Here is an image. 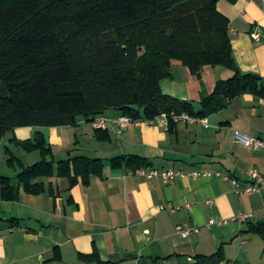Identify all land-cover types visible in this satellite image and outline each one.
Listing matches in <instances>:
<instances>
[{
  "label": "crops",
  "instance_id": "obj_1",
  "mask_svg": "<svg viewBox=\"0 0 264 264\" xmlns=\"http://www.w3.org/2000/svg\"><path fill=\"white\" fill-rule=\"evenodd\" d=\"M217 9L229 19L240 71L264 78V3L219 0ZM232 74L223 66H205L192 74L175 62L160 88L190 101L197 111L216 81ZM119 115L109 109L94 118H107L106 128L79 116L75 125H21L5 134L0 167L12 172L0 175L13 183L20 167L8 165L11 154L24 167L41 160L37 150L27 151L13 140H33L36 132L44 135L54 164L86 156L101 159L103 168L87 183L81 177L72 183L53 175L39 179L44 186L39 193H26L20 184L15 200L0 195V264H193L197 254L218 250L224 256L221 264H264V238L248 230L264 222V190H241L250 172L264 174V149H252L236 135L264 141V99L245 93L217 112L191 116L195 121H176L172 127L142 120L120 127L111 121ZM121 155L146 158L159 170L202 174L149 179L125 166L112 167L110 160ZM162 204L178 209H160ZM177 227L189 230L188 235Z\"/></svg>",
  "mask_w": 264,
  "mask_h": 264
},
{
  "label": "trees",
  "instance_id": "obj_2",
  "mask_svg": "<svg viewBox=\"0 0 264 264\" xmlns=\"http://www.w3.org/2000/svg\"><path fill=\"white\" fill-rule=\"evenodd\" d=\"M218 1L0 0V143L17 126L75 125L79 116L93 121L109 109L144 121L162 113L203 117L245 93L264 99V78L240 71L234 60L229 19ZM175 62L192 74L205 66L233 74L216 81L196 111L190 101L161 91L160 80L170 76ZM175 122L169 117L168 126ZM13 142L37 150L41 160L24 167L10 155L8 165L20 171L16 183L0 175L4 200H15L20 184L26 193H39L42 177L64 176L72 183L81 177L87 183L103 168L101 159L86 156L54 164L40 132ZM110 163L132 171L152 167L135 155ZM248 230L264 238V222ZM194 259L193 264H221L224 256L218 250Z\"/></svg>",
  "mask_w": 264,
  "mask_h": 264
},
{
  "label": "built area",
  "instance_id": "obj_3",
  "mask_svg": "<svg viewBox=\"0 0 264 264\" xmlns=\"http://www.w3.org/2000/svg\"><path fill=\"white\" fill-rule=\"evenodd\" d=\"M264 3V0H261ZM252 36L254 38H258V33H252ZM169 117L173 118L174 121H195L194 118H192L189 114L187 113H182V114H166L162 113L161 115L157 116L154 119L151 120H144V122L148 124H164L168 125L169 122ZM115 124H117L120 127H126L131 123L140 121V120H133L130 116L120 114L117 116L115 119H112ZM143 121V120H142ZM108 124V119L107 118H100L98 120H94V125L97 128H106ZM238 138L243 141L248 147L252 149H264V141L259 138H254L250 137L247 135H242L240 133L236 134ZM137 174L143 175L146 178L152 179L159 177L162 180L168 181V180H173L175 178H183V177H198L202 173L199 171H184V170H176V169H155L152 167L149 168H139L134 171ZM216 175L220 176V173H216ZM225 178H228L227 176H223ZM231 182L234 184L237 190H240L238 188V182L235 178H231ZM244 192L248 194H253V193H259L262 190H264V174H260L256 171H252L249 173V182L241 188ZM160 209H168L170 211H175L178 209V206L173 205V204H162L160 205ZM247 215L242 216V218H246ZM221 223H225L226 220L220 221ZM178 231H180L181 235L186 237L189 233V230L181 229V227H177ZM197 231V229H195Z\"/></svg>",
  "mask_w": 264,
  "mask_h": 264
},
{
  "label": "rangeland",
  "instance_id": "obj_4",
  "mask_svg": "<svg viewBox=\"0 0 264 264\" xmlns=\"http://www.w3.org/2000/svg\"><path fill=\"white\" fill-rule=\"evenodd\" d=\"M20 150V149H19ZM2 151V150H1ZM12 172V169H9L8 167H0V173H6L5 175H9V173ZM13 176V175H12ZM261 253H264L263 250ZM264 255V254H263ZM234 261V260H233ZM232 261V262H233ZM223 264H232V263H228V262H224Z\"/></svg>",
  "mask_w": 264,
  "mask_h": 264
},
{
  "label": "water",
  "instance_id": "obj_5",
  "mask_svg": "<svg viewBox=\"0 0 264 264\" xmlns=\"http://www.w3.org/2000/svg\"><path fill=\"white\" fill-rule=\"evenodd\" d=\"M131 109L137 110V106H130Z\"/></svg>",
  "mask_w": 264,
  "mask_h": 264
}]
</instances>
